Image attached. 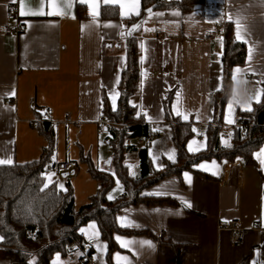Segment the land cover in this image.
<instances>
[{
    "label": "crops",
    "instance_id": "obj_1",
    "mask_svg": "<svg viewBox=\"0 0 264 264\" xmlns=\"http://www.w3.org/2000/svg\"><path fill=\"white\" fill-rule=\"evenodd\" d=\"M54 2L56 8L49 7L48 0H0V160L12 161L0 165L39 160L48 140L38 126L47 120L53 125L55 142L50 164L71 161L76 168L47 170L46 185L56 183L66 190L69 181L79 210L90 204L100 186L90 165L113 176L108 201H117L126 192L103 129V109L105 104L113 111L118 108L127 63L128 21L139 15H122L119 5L104 0ZM69 2L72 6L66 8ZM12 4H17L25 29L18 36L3 29ZM57 9L65 14H47ZM141 9L142 0L140 14ZM93 11L98 13L95 17ZM237 20L243 36L239 40ZM227 23L233 25L234 38L245 44L247 59L232 70L231 92L217 121L213 97L224 85L221 29ZM217 29L218 36L206 41L205 34ZM131 36L138 44L140 82L130 103L155 135L148 147L152 170L162 172L178 162L174 123L165 109L169 98L171 114L192 129L187 142L190 154L212 147L210 136L216 127L221 144L233 146L236 130L232 126L239 115L252 112L264 98L261 93L257 101V93L264 89V0H204L190 11H152ZM229 119L233 122L228 123ZM225 133L228 138H222ZM261 149L264 143L254 152V164H246L241 157L203 160L194 166L199 174H171L144 188L140 196L145 200L168 202L141 201L122 207L116 223L124 232L114 234L116 248L110 254L97 222L84 225L81 231L95 239L90 264H264V164L256 155ZM124 164L136 176L137 154L125 155ZM185 201L192 206L186 207ZM233 219H239L244 229L238 245L232 243L230 231L220 229ZM1 241L0 236V247ZM0 264L13 263L0 259ZM51 264L86 263L56 255Z\"/></svg>",
    "mask_w": 264,
    "mask_h": 264
},
{
    "label": "trees",
    "instance_id": "obj_2",
    "mask_svg": "<svg viewBox=\"0 0 264 264\" xmlns=\"http://www.w3.org/2000/svg\"><path fill=\"white\" fill-rule=\"evenodd\" d=\"M203 1L142 0L141 14L128 22L131 26L145 19L149 14L148 9L190 11ZM107 14L104 8L102 16L106 17ZM221 33L224 40V85L221 92L213 97L217 121L221 120L231 92L232 70L235 66L243 65L247 59V48L234 38L233 25L227 23ZM126 50L127 63L122 71L118 108L113 111L105 104L103 109L106 122L103 129L113 148V164L124 183L125 194L117 201H108L106 193L113 185L114 178L109 172L93 169L92 165L91 174L99 181V190L91 198L90 204L79 210L75 208L69 181L66 190L59 189L56 183L45 187V174L55 142L53 125L47 120H41L38 128L48 140L41 158L25 164L0 165V259H8L13 264H51L56 255L67 256L71 239L76 238L83 226L90 221L97 222L101 237L108 243L110 254L116 248L114 234L124 232L116 223V214L122 207L141 201L149 205L168 202L165 199L145 200L140 196L144 188L171 174L180 176L183 171L199 174L194 166L203 160L215 158L232 161L241 157L248 165L255 163L254 152L264 143V98L255 105L252 112L239 115V121L247 126L244 135H241L239 129L236 130L233 146L224 147L221 144V134L216 127L211 131L212 147L196 154L187 151V142L193 136L192 129L171 114L169 98L165 102V109L167 119L174 123L173 139L178 148V162L168 165L162 172H154L150 165L148 147L127 145L129 138L148 136L151 128L136 116V108L130 103V97L137 91L140 82V62L135 37L127 39ZM131 153H136L139 159L134 177L124 164L125 155ZM205 177L210 178L208 175ZM27 253L35 254L34 262Z\"/></svg>",
    "mask_w": 264,
    "mask_h": 264
},
{
    "label": "built area",
    "instance_id": "obj_3",
    "mask_svg": "<svg viewBox=\"0 0 264 264\" xmlns=\"http://www.w3.org/2000/svg\"><path fill=\"white\" fill-rule=\"evenodd\" d=\"M4 32L13 36H18L24 32V25L20 19L17 4H12L8 7L6 12V22L4 24ZM219 34V30L208 32L205 34V40L210 42L215 39ZM67 121L70 122V117H67ZM106 122L104 121L103 124ZM247 125L240 121H237L232 128L240 130L241 135H244ZM155 135L151 132L148 136H138L135 138H129L127 145H136L138 147H151ZM222 138H228V135L222 134ZM76 168V164L71 161L51 163L47 166V170L56 171H69ZM221 230H228L231 232V241L234 245L241 244L243 240L244 229L241 227L239 219H233L222 225ZM34 237L32 233L29 234ZM95 243V239L88 238L84 231H79L76 238H72L70 245L68 246V258L71 260H79L82 263L90 264L93 260L92 246Z\"/></svg>",
    "mask_w": 264,
    "mask_h": 264
},
{
    "label": "snow or ice",
    "instance_id": "obj_4",
    "mask_svg": "<svg viewBox=\"0 0 264 264\" xmlns=\"http://www.w3.org/2000/svg\"><path fill=\"white\" fill-rule=\"evenodd\" d=\"M81 2H83V0H81ZM104 3L105 4H114V5H119L120 9L122 10V15H128V16H131V15H140V12H139V5H140V0H104ZM48 6L51 7V8H56V5H55V2L54 0H48ZM72 5H71V2L67 3L65 5L66 8H70ZM91 7L95 8L96 5H90ZM24 9V4L21 3V15H24L25 12L23 11ZM148 13H149V18H151V15H152V10L151 9H148L147 10ZM39 14H45L44 12H40ZM48 15H52V14H60V15H63L65 14L63 11H60L59 9H57L56 12H53V11H49L47 13ZM98 13H96L95 11H93L92 15L95 17ZM180 13L179 12H174L173 15H179ZM155 15L157 16H160V15H163V13H155ZM229 19L231 20V17H229ZM147 21H144V23H146ZM236 24H237V32H236V38L239 40V39H243V36H242V27H241V24L239 22V20L236 21ZM140 28V25H133V29H138ZM155 29H145V31H154ZM129 35L131 34V32L128 33ZM123 35V34H122ZM143 46V45H142ZM251 49H249V59H251ZM240 69H236V72H239ZM233 79H235V76L233 77ZM261 93H264V89H261L260 92L257 93V101H259V95ZM14 94V93H13ZM118 95V94H117ZM115 96H113V109L115 110ZM232 109V103L230 102L229 103V111H231ZM247 110H251L250 108H248ZM181 113L178 111L177 112V115H180ZM187 117H185L186 119ZM228 123H232L233 121L231 119H229L227 121ZM195 131V129H193ZM190 147V150H191V145L189 146ZM257 155V158L261 160V164H264V149H261V151L259 153L256 154ZM12 161L11 159H7V160H0V164H11ZM187 175V174H186ZM49 180H51V176L48 177ZM45 187H47V185H45ZM61 187H63L61 185ZM110 199L112 198L111 196L109 197ZM185 206L186 207H191L192 205L185 201ZM94 227V226H93ZM117 239L119 240L120 238L117 237ZM143 243L145 244H149V246H151L150 242L149 241H144ZM122 246H126L125 244L122 243ZM123 259H126V258H123Z\"/></svg>",
    "mask_w": 264,
    "mask_h": 264
},
{
    "label": "water",
    "instance_id": "obj_5",
    "mask_svg": "<svg viewBox=\"0 0 264 264\" xmlns=\"http://www.w3.org/2000/svg\"><path fill=\"white\" fill-rule=\"evenodd\" d=\"M152 10V9H151ZM142 21L143 20H140V21H138V22H136L135 24H133V25H141V23H142ZM133 25H131L130 27H129V29H128V31H127V37H130L137 29H133ZM129 32H131V34L129 35L128 33ZM111 161V160H110ZM133 176H135V173H133Z\"/></svg>",
    "mask_w": 264,
    "mask_h": 264
},
{
    "label": "rangeland",
    "instance_id": "obj_6",
    "mask_svg": "<svg viewBox=\"0 0 264 264\" xmlns=\"http://www.w3.org/2000/svg\"><path fill=\"white\" fill-rule=\"evenodd\" d=\"M58 178L62 180L61 174L58 175ZM29 252H32V251H29ZM27 254L32 257V261L34 262V260H35V254L34 253L33 254L32 253H27Z\"/></svg>",
    "mask_w": 264,
    "mask_h": 264
}]
</instances>
